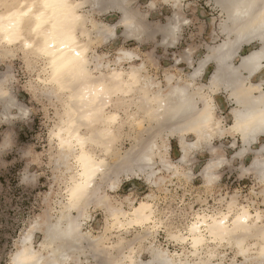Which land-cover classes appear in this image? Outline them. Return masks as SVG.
<instances>
[{
    "label": "bare ground",
    "instance_id": "bare-ground-1",
    "mask_svg": "<svg viewBox=\"0 0 264 264\" xmlns=\"http://www.w3.org/2000/svg\"><path fill=\"white\" fill-rule=\"evenodd\" d=\"M213 1L220 7L224 17L219 32L225 38L223 37V41L218 45L209 48V53L198 61V66L189 74V80L183 83L178 80L173 83V77H167L169 85L161 88L149 75L143 74L145 67L142 62L130 65L128 69L113 67L103 71V67L107 68L109 64H103L101 56L90 53L96 40H106L115 34V24H103L89 18L84 8L91 5L99 7L100 12L116 10L120 14L117 24L123 27L125 36H134L139 41L143 40L142 37L146 38V35L150 37L159 30L162 34L161 42L172 43L175 40L173 36L175 22L158 26L153 31L144 22V16L131 7L132 0H47L49 4L47 8L38 7L45 0H0V49L10 52L13 47L18 46L23 54L41 59L43 76L38 73L40 82L51 87L52 91L66 92L62 116L53 131L57 133L55 138L58 140L59 151L64 160L68 161L69 158L73 160L72 164L65 163L71 173L65 189L66 201L60 209V215L54 221L48 219L35 221L34 225L18 238L17 248L11 258L27 251L34 255L36 264L69 262L78 256L74 255L75 253L82 251L83 239L85 241L86 237L89 238L88 232L81 231L82 220L87 217L86 207L93 201L100 204L106 200L100 192L101 183L97 181L99 177L103 181L110 179L111 188L117 187L118 177L122 172L126 175L144 174L150 179L154 174L156 155H160L165 168H170L171 164L161 156L160 146L150 138L147 144L144 142L145 145L137 143L136 146H132L123 157L117 159L116 156V162L112 167L108 165V159L113 156L112 146L116 139L114 129L119 123V107L123 105V100L133 93L136 94L137 101L143 109L144 119L155 122L165 138L166 135L179 137L181 161L186 160L189 151L204 142L208 143L210 137L216 134L231 132L240 136L242 148L238 150L237 155L245 153L262 137L263 142L253 152V159L243 171L252 172L259 181H264V131L260 127V116L264 112V32L260 29V21L264 19V0ZM40 13H43V24L42 31L37 34L33 29L36 28V16ZM174 19L178 20L176 17ZM46 33L56 37L48 39L47 46ZM65 34L70 35L71 40L65 41ZM170 34L172 39H169ZM254 41L258 43V47L248 54L241 55L239 62L234 64L232 58L240 47ZM26 44L31 47H25ZM41 49L45 51L41 52ZM77 51L81 53L78 61L75 58ZM121 53L129 55L121 58ZM134 56L137 57L132 51L120 49L115 63L121 64L126 59L132 60ZM65 58L76 62L74 70L63 68ZM209 61H214L216 67L210 76L208 93H205L203 89L206 85L195 86L194 79ZM81 68L83 77L78 75ZM113 73L119 78L114 79ZM257 73L259 81L253 83L249 77ZM8 78L4 76L0 79L3 114H9L10 108L15 105L14 98L5 88ZM101 86L110 92L106 91L102 98L88 97L85 89L98 91ZM220 86L229 92V98L236 104L231 110L233 123L224 129L221 128V120L214 115L213 98L210 95ZM82 95L85 97L84 100L80 98ZM101 100L102 102H99ZM114 100L120 104L113 103ZM199 101L202 102L201 107L197 104ZM109 106L114 108L108 110ZM81 107L85 113L88 111L102 113V118L93 122L80 119L78 109ZM109 117L116 119L106 124ZM138 124L141 127V123ZM83 127L87 128L86 132L81 131ZM187 134L193 135L194 140H186ZM222 160L217 157L206 163L203 169L206 182L210 183L215 179L214 171ZM231 200L226 206V211L214 214L197 213L196 219L186 228L185 234L171 235L181 242L190 244L192 248L190 253L195 258L192 261L186 254L175 253L176 256L173 257L166 250L158 248L151 249L152 257L148 261L138 260L132 253L126 254L121 260L126 259L129 264H224L221 260L212 261L216 251L211 248L207 249L204 257H199L200 249L205 246L209 248L210 244L223 243L234 246L245 260L254 257L264 258V219L261 211L256 209L252 213L247 205H238L236 200ZM107 205V211L113 219L111 223L119 230H128L130 227L127 226L143 227L155 222L153 205L147 200H139L129 211L110 203ZM229 206L236 214L246 209L248 219L237 220L236 214L227 218ZM73 210L78 214L74 215ZM221 218H225L224 224L218 223ZM41 224L43 228L38 227ZM37 229H43L44 232V239L39 244L40 249L33 246V235ZM251 237L259 241L248 243L247 239ZM252 249H255V256L250 254ZM119 262L115 261V258L114 261L111 260V264H120Z\"/></svg>",
    "mask_w": 264,
    "mask_h": 264
},
{
    "label": "rangeland",
    "instance_id": "rangeland-1",
    "mask_svg": "<svg viewBox=\"0 0 264 264\" xmlns=\"http://www.w3.org/2000/svg\"><path fill=\"white\" fill-rule=\"evenodd\" d=\"M152 4L156 7H149ZM177 4L178 7L174 6ZM213 4V0H132L131 7L144 16V22L153 31L158 26L175 22V40L166 44L161 42L162 34L159 30L150 37H142V41L134 36H125L123 27L117 24L119 12H100L99 7L89 5L84 8L89 18L103 24H115V34L106 40H96L90 54L101 56L103 64H109L107 68L103 67V71L113 67L128 69L130 65L142 62L145 67L143 74L149 75L161 88L169 85L167 77H173V83L178 80L183 83L189 80V74L198 66V61L209 53V48L225 38L219 32L224 17L220 7ZM257 47L256 41L243 44L232 62L237 64L241 55ZM120 49L132 51L137 57L116 64ZM1 51L6 50L0 49V79L9 77L5 88L15 102L8 112L9 116L3 114L4 103L0 101V264H8L17 248L18 238L35 221H54L60 215V209L66 201L65 189L71 173L65 163L72 164L73 160H64L58 140L52 135L62 116L66 92L52 91L51 87L40 82L38 73L43 76L41 59L23 54L18 46L10 52ZM215 67V62L209 61L194 79L195 86L206 85L203 89L205 93H208L207 86L210 85V76ZM95 73L98 74L97 71ZM249 80L258 82V73L250 76ZM210 95L213 98L215 117L221 120L222 129L228 128L233 123L231 110L236 104L222 86ZM197 104L202 106L201 101ZM113 108L109 106L108 110ZM119 109V123L114 129L116 139L112 146L113 156L108 159L109 167L115 164L116 156L117 159L123 157L132 146L137 143L143 145L149 138L160 146L161 156L171 166L165 168L160 155H156L154 174L150 179L144 174L126 175L122 172L115 188L109 186L112 182L110 179L103 181L99 177L97 181L101 183L100 192L106 200L100 204L97 201L91 202L86 207L87 217L81 225V231L88 232L92 240L87 237L85 241L83 239L82 251L75 253L78 256L65 264H111L114 258L120 264H129L128 260H121L129 253L138 260L148 261L152 257L151 249L155 248L166 250L173 257L175 253L186 254L192 261L195 258L190 253V244L171 235L185 234L197 213L226 211L231 199L236 200L238 205H247L252 213L256 209L260 210L264 219V181H259L252 172L243 171L253 159V152L263 142L262 137L245 153L237 155L242 148L240 136L231 132L216 134L210 137L208 143L204 142L189 151L186 160L181 161L179 137L166 135L165 138L155 122L144 119L145 114L135 93L125 98ZM138 123H141V127ZM146 127L153 131H148ZM81 131L86 132L87 128L83 127ZM151 132L158 134L153 136ZM185 138L188 141L194 140L191 134L185 135ZM5 144L7 147H4ZM217 157L223 160L214 171L215 179L206 182L204 166ZM139 200L152 203L155 222L143 227L127 226L130 227L128 230L115 228L107 204L129 211ZM72 213L78 214L75 210ZM38 227L43 228V224ZM43 239V229H37L33 235V246L40 249L39 244ZM256 241L259 240L255 237L247 239L248 243ZM210 248L216 251L213 262L221 260L224 264H264L262 257L245 260L234 246L226 243L210 244L209 248L205 246L200 249L199 257H204ZM254 250L250 253L253 256Z\"/></svg>",
    "mask_w": 264,
    "mask_h": 264
},
{
    "label": "snow or ice",
    "instance_id": "snow-or-ice-1",
    "mask_svg": "<svg viewBox=\"0 0 264 264\" xmlns=\"http://www.w3.org/2000/svg\"><path fill=\"white\" fill-rule=\"evenodd\" d=\"M64 7H67V5H62ZM174 6H179L178 4L177 5H174ZM38 7H49V4L47 2V0H45V2L41 5L39 4ZM149 7H156L155 4H152V5H149ZM43 13H40L39 15L36 16V28L33 29L34 32H37V34H39L41 31H42V24H43ZM260 29L262 32H264V19H261L260 21ZM48 39H56L55 35L53 34H50V33H46L45 34V45L47 46V41ZM169 39H172V34L169 35ZM64 40L67 41V40H71V36L68 35V34H65L64 36ZM64 41H62L63 43ZM165 43H167V41H165ZM25 47H31V45H25ZM41 52L45 51V49H41L40 50ZM129 54L128 53H121V58H124V57H127ZM81 56V53L79 51H77L75 53V58H76V61L79 60ZM55 62L53 64V67H55ZM63 68L65 70H74L76 68V62L74 60H71V59H67L65 58V61L63 63ZM57 71H60V69H57ZM79 77H83L84 73H83V70L82 68L80 69L79 71ZM113 78L116 79V78H119L117 76L116 73H113ZM130 80H131V77H130ZM85 91L88 93V97L91 98L93 96H96V97H100L102 98L104 93L106 91H109L108 89H106L104 86H101V88L98 90V91H93V90H89V89H85ZM81 100H84L85 97L82 95L81 97ZM91 102V101H90ZM99 102H102L99 101ZM78 114H79V118L82 119V120H88L89 122H93V121H98L102 118V113L100 112H93V111H88L87 113H85V110L83 107H81L80 109H78ZM116 117H109L108 120L105 122L106 124L107 123H111L113 120H115ZM260 127H261V130L264 131V112L261 113V116H260ZM52 135L54 137H57V133H55V131H53ZM4 147H7V144L4 145ZM236 213H233L232 211V208L231 206H229V210H228V213H227V218H230L232 215H234ZM237 215V220H240L241 218H243L245 221L248 219L247 217V210H242L240 211ZM218 223L220 224H224L225 223V218H221L219 219ZM8 264H36V259L34 257V255L30 252H23V253H18L16 254L15 256H13L11 258V260L8 262ZM237 264H240V262H237Z\"/></svg>",
    "mask_w": 264,
    "mask_h": 264
},
{
    "label": "crops",
    "instance_id": "crops-1",
    "mask_svg": "<svg viewBox=\"0 0 264 264\" xmlns=\"http://www.w3.org/2000/svg\"><path fill=\"white\" fill-rule=\"evenodd\" d=\"M258 142V141H257ZM252 145H254V144H252Z\"/></svg>",
    "mask_w": 264,
    "mask_h": 264
}]
</instances>
